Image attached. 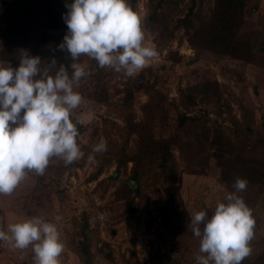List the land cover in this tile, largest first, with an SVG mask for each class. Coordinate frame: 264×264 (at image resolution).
Wrapping results in <instances>:
<instances>
[{
    "label": "rangeland",
    "instance_id": "374dc122",
    "mask_svg": "<svg viewBox=\"0 0 264 264\" xmlns=\"http://www.w3.org/2000/svg\"><path fill=\"white\" fill-rule=\"evenodd\" d=\"M21 1L0 0V15ZM127 3L141 18L144 44L158 53L131 77V108L122 92L128 76L80 57L77 63L90 75L75 89L83 97L75 115L94 113L77 125L84 156L67 166L53 157L43 175L29 172L10 195H0V227L34 216L56 223L65 246L60 264H198L200 238L190 217L202 209L210 217L244 171L253 181L238 195L256 224L252 254L242 264H264V184L257 177L264 172V0H245L232 34L239 48L233 54L206 40L215 0H196L191 11L190 0ZM46 10H40L44 21L36 32L38 55L68 66L71 58L58 48L63 39ZM2 46L0 37V52ZM8 63L0 56V64ZM148 84L162 92L164 111L145 118ZM130 120L142 121L153 138H173L166 163H160L161 152H137ZM100 140L106 151L93 153ZM123 150L137 155V182L131 180L132 161L117 168ZM33 256L31 246L20 251L0 242V264H33Z\"/></svg>",
    "mask_w": 264,
    "mask_h": 264
},
{
    "label": "clouds",
    "instance_id": "9594fccd",
    "mask_svg": "<svg viewBox=\"0 0 264 264\" xmlns=\"http://www.w3.org/2000/svg\"><path fill=\"white\" fill-rule=\"evenodd\" d=\"M65 7L67 32L58 48L70 56L68 66L58 65L54 56L45 62L25 49L17 67L0 64V195H10L29 172L43 175L53 157L66 166L83 158L77 125L90 122L94 113L75 115L83 100L75 89L90 75L77 63L80 57L135 77L158 55L144 44L141 18L127 0H71ZM106 147L100 140L92 152ZM88 160L96 162L92 155ZM247 184L237 178L234 191L225 193L210 217L204 209L190 217L192 232L200 238L198 264H242L251 256L256 221L238 195ZM0 242L20 251L31 246L33 264H60L65 247L56 223L39 216L0 227Z\"/></svg>",
    "mask_w": 264,
    "mask_h": 264
},
{
    "label": "trees",
    "instance_id": "16d2710c",
    "mask_svg": "<svg viewBox=\"0 0 264 264\" xmlns=\"http://www.w3.org/2000/svg\"><path fill=\"white\" fill-rule=\"evenodd\" d=\"M196 0H190L191 5L189 11L192 10ZM71 0H22L19 6H15L10 10L4 11L0 15V37L3 39V46L0 52V56L3 59L9 60L12 66L15 68L19 65V58L22 54L21 49H25L31 55H38V39L37 30L38 26L44 20L41 19V8L47 7L46 13L53 16V26L60 31V39H63L67 25L64 22L62 16L67 12L65 7L66 3H70ZM245 0H215V7L213 14L204 27L206 33L207 42L217 51L223 53L233 54L237 51L238 45L235 43L233 30L237 24L239 14H241L244 7ZM49 19V18H48ZM47 19V21H49ZM186 18L181 21L185 22ZM233 41V42H232ZM239 49V48H238ZM264 50V46H263ZM243 58H248L246 54H241ZM63 63L61 60H57V64ZM44 65L42 64V67ZM55 69H52L50 74H54ZM125 87L122 89L124 92L123 101L127 108H131V97L133 90L136 88L135 79L126 77ZM133 79V80H132ZM148 98L141 109L145 118L149 117V114L156 112L162 114L164 111V96L162 92L155 88L154 85L148 84L145 87ZM183 92V91H182ZM183 118L180 122H184ZM142 122V121H141ZM141 122L133 123L128 121V129L132 133L138 136L137 152L139 153H162V160L160 163H166L167 157L165 152H168L173 138L156 139L141 127ZM175 138V137H174ZM124 149V148H122ZM119 155V154H117ZM127 161H132V176L131 180L137 182V155L128 154L125 150L122 152V156H117V164L119 168L121 165H125ZM243 169V168H241ZM118 172L116 169L115 173ZM240 174H244L247 182L253 181L252 177L244 171H238ZM257 177L264 184V172H257ZM250 178V179H249ZM261 178V179H260ZM135 183L133 184V186ZM80 247L83 251H86V243L84 240H80Z\"/></svg>",
    "mask_w": 264,
    "mask_h": 264
}]
</instances>
